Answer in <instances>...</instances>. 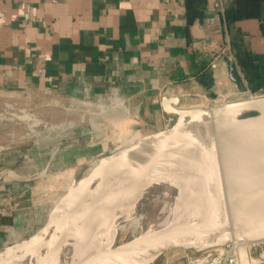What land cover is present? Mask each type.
<instances>
[{"label":"crops","instance_id":"1","mask_svg":"<svg viewBox=\"0 0 264 264\" xmlns=\"http://www.w3.org/2000/svg\"><path fill=\"white\" fill-rule=\"evenodd\" d=\"M233 3L206 0L203 18L190 22L186 0H0V112L18 102L50 124L17 148L9 146L14 129L0 126V246L15 243L16 231L19 241L38 232L58 202L45 214L51 200L32 190V174L59 169L65 160L77 165L79 157L106 155L166 129L167 98L190 108L207 106L195 93L226 101L264 93V20H229ZM229 50L240 85L229 76ZM113 91L126 100V111L99 107L98 95L111 105ZM90 132L103 140L101 149L92 140L79 143L80 133ZM180 254L172 251L155 264Z\"/></svg>","mask_w":264,"mask_h":264},{"label":"water","instance_id":"2","mask_svg":"<svg viewBox=\"0 0 264 264\" xmlns=\"http://www.w3.org/2000/svg\"><path fill=\"white\" fill-rule=\"evenodd\" d=\"M229 76L240 85L237 67L233 63L229 66ZM162 105L166 112L177 116L175 123L106 154L73 191L59 199L37 234L8 247L12 252L18 251L13 264H20L43 247H51L61 237V231L55 230L46 242L55 219L72 200L85 194L95 177L115 160L121 163L92 208L103 230L96 233L86 259L67 264H155L175 250L211 248L232 241L239 242L241 264H251L245 242L264 241V95L230 100L212 108H185L178 97L167 98ZM189 128L197 131L211 157L213 207L194 224H174L141 241L115 245L105 252L108 255L121 245L130 244L119 259L108 260L99 256V245L112 229L117 209L115 198L125 186L126 176L131 172L135 176L143 175L136 171L138 163Z\"/></svg>","mask_w":264,"mask_h":264},{"label":"bare ground","instance_id":"3","mask_svg":"<svg viewBox=\"0 0 264 264\" xmlns=\"http://www.w3.org/2000/svg\"><path fill=\"white\" fill-rule=\"evenodd\" d=\"M104 96L98 95L99 107L102 111H113L114 114L115 112L126 111V100L122 96H115L111 105L105 103ZM40 124V120H34L33 126L37 127ZM34 133L39 137L43 136V132L37 129H34ZM104 156L94 160L90 164L89 170ZM120 163L119 160L111 162L106 169L95 177L90 189L72 200L55 219L46 242L55 230L61 231V237L51 247H43L33 252L20 264H48L51 262L67 264L87 258L92 240L97 232L103 230V226L93 213L92 208L104 185L115 174ZM83 167L79 170L73 169L53 176L51 188L56 185H64L65 190L73 191L85 177H79ZM48 170L49 166H46L37 175L43 176ZM136 171H140L143 175L135 176L134 172H131L126 176V184L115 198L117 209L114 214L112 229L101 241L98 248V255L108 260L119 259L129 249L130 244L121 245L117 250L106 255L105 252L108 249L115 247L113 243L118 233L131 230L134 235L129 242L141 241L153 232L174 224L196 223L215 203L211 182V157L205 142L193 128L184 130L176 140L165 144L157 152L144 158L138 163ZM11 173V175H16L13 171ZM14 235H16V242L19 243L18 238L21 237L22 233L16 231ZM3 246L4 248L0 249V264H13L18 251L12 252L6 244Z\"/></svg>","mask_w":264,"mask_h":264},{"label":"rangeland","instance_id":"4","mask_svg":"<svg viewBox=\"0 0 264 264\" xmlns=\"http://www.w3.org/2000/svg\"><path fill=\"white\" fill-rule=\"evenodd\" d=\"M98 105H99V102L95 101L92 108L98 110V108H97ZM28 110H29V112H31L35 115L36 120L41 121V124L38 126L39 128H36V129L38 131L44 133V131H46L50 126L49 122L47 121L48 119L46 118L44 113H41L38 109H36V108L34 109L33 107H28ZM2 112L3 111H1L0 113H2ZM98 112H99V110H98ZM20 121L18 119L14 120V121L13 120H7V119H3V120L0 119V126H1V124L2 125L8 124L10 126V128L14 129V130L9 131V132L13 133V135L10 137V141H11L10 146L11 147H15V148L21 147L23 145L22 141H27V140H29V142H30L29 144H32L33 143L32 141L39 139V136H37V135H35V133L31 132L27 122L21 121V123H20ZM32 122L33 121H31L29 123H32ZM91 134H92L91 132L87 133V134L86 133H83V134L80 133V135L78 137L79 143H86V141L92 140L91 144L94 146V149L95 150L101 149V145H102L101 143L103 142V140H101L100 138H97V137H92ZM42 135H44V134H42ZM89 138H94V139H89ZM132 142H134V140L131 141L130 143H132ZM130 143H128V144H130ZM121 144H123V143H119V145H115L114 147L111 146V149L109 151H111L112 149L114 150L115 148H118L119 146H122ZM103 155H105V153L101 152L100 155H98L96 157H79V159L77 161V165H76V163L75 164L74 163L69 164V163H67L69 160H67V161L65 160L64 163L62 164V167L59 168L60 170L55 169V168H53V169L50 168L48 170V172L43 176H39L37 174L31 175L33 177V182H34L32 190L35 193L43 192V194H41V195H44V196H41L40 199L45 198V199H48L47 201L51 200V203L48 202L47 206H45V208H46L45 214H47L51 210V208L53 207V205L55 204L56 201H59V199L62 196H64L66 193H68V191L65 190L64 185H60V186L56 185L54 188H51L52 177L57 176L59 174H63L64 172L66 173L67 171H70L73 169L79 170V168L84 166L81 174L79 175L80 178L81 177L83 178V176H86L90 172V170H89L91 167L90 164L93 163L94 160L99 159L100 156H103ZM58 164L59 163H57V165ZM8 170L10 171L12 169H8ZM11 174L12 173L10 172V175ZM41 204H42L41 207H44V205H46L44 203H41ZM43 214H44V212H43ZM44 222H45V220L42 221L41 224H39L37 226V228L40 229ZM133 235H134V233L131 230L128 232H125V233L120 232V233H118L116 240L114 241L113 245L115 246V245L123 244L125 242H129L133 239ZM30 236H33V233H30V232L26 233L25 235H23V238H22V240L19 241V243L28 239ZM14 244H17V242L8 244L7 246H11ZM1 248H4V246H0V249Z\"/></svg>","mask_w":264,"mask_h":264},{"label":"built area","instance_id":"5","mask_svg":"<svg viewBox=\"0 0 264 264\" xmlns=\"http://www.w3.org/2000/svg\"><path fill=\"white\" fill-rule=\"evenodd\" d=\"M228 54V61L234 63L235 57L233 53L229 50ZM167 92V90H164L162 92V95H166ZM117 95H119V91H113L112 94L109 95V99L111 100ZM259 95H264V93H261ZM259 95H254L252 92H250L249 97ZM194 96L203 99L204 102L207 103L206 108L216 107L227 102L226 98L224 97H219L211 100L207 96L201 95L199 93H195ZM0 119L13 121L18 119L19 121L21 120L22 122H27L31 132L33 133L34 129L38 128V126H33L34 120H36L35 115L29 112L28 107L22 106L18 102L6 103L3 112L0 113ZM176 119L177 116L175 114H170L166 123V128L171 127L175 123ZM31 121L33 122L29 123ZM245 243L248 248L251 264H253V261L254 264H263L264 241H246ZM179 251H181V254L175 259L177 261L172 260L171 262H167V264H180V262H184V264H241L238 241H232L211 248L180 249Z\"/></svg>","mask_w":264,"mask_h":264},{"label":"trees","instance_id":"6","mask_svg":"<svg viewBox=\"0 0 264 264\" xmlns=\"http://www.w3.org/2000/svg\"><path fill=\"white\" fill-rule=\"evenodd\" d=\"M206 0H186L187 17L190 22L203 18ZM264 0H234L226 13L229 20L241 18L263 19Z\"/></svg>","mask_w":264,"mask_h":264}]
</instances>
